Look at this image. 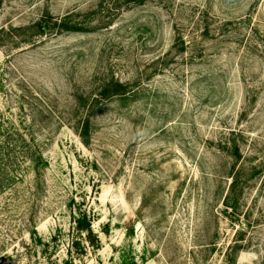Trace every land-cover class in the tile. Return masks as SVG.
Masks as SVG:
<instances>
[{
  "label": "rangeland",
  "instance_id": "obj_1",
  "mask_svg": "<svg viewBox=\"0 0 264 264\" xmlns=\"http://www.w3.org/2000/svg\"><path fill=\"white\" fill-rule=\"evenodd\" d=\"M66 263H264V0H0V264Z\"/></svg>",
  "mask_w": 264,
  "mask_h": 264
},
{
  "label": "trees",
  "instance_id": "obj_2",
  "mask_svg": "<svg viewBox=\"0 0 264 264\" xmlns=\"http://www.w3.org/2000/svg\"><path fill=\"white\" fill-rule=\"evenodd\" d=\"M63 27H64V29L66 31H75V30H77V28H75L76 26H66V24H65V26H63ZM87 217L88 216L86 215V213L83 214L82 215V221L81 222H79V221L77 222L76 228H77V230L79 232L86 231V233L89 234V233H91V224H90V220ZM75 245H77L76 241L72 243V246H75ZM66 264H68V263H66Z\"/></svg>",
  "mask_w": 264,
  "mask_h": 264
}]
</instances>
